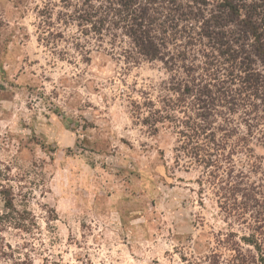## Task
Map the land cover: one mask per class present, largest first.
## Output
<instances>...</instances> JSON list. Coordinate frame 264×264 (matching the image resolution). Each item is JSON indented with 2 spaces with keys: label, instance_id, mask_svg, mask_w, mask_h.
<instances>
[{
  "label": "rangeland",
  "instance_id": "rangeland-1",
  "mask_svg": "<svg viewBox=\"0 0 264 264\" xmlns=\"http://www.w3.org/2000/svg\"><path fill=\"white\" fill-rule=\"evenodd\" d=\"M60 10L0 0V182L35 222L0 227V264H232L235 247L253 248L250 212L230 215L209 172L177 164L172 123L135 117L136 102L171 94L170 72ZM247 145H235V169L264 184V143Z\"/></svg>",
  "mask_w": 264,
  "mask_h": 264
},
{
  "label": "trees",
  "instance_id": "trees-1",
  "mask_svg": "<svg viewBox=\"0 0 264 264\" xmlns=\"http://www.w3.org/2000/svg\"><path fill=\"white\" fill-rule=\"evenodd\" d=\"M60 2L59 20L85 35L127 38V59L159 60L170 72L171 94L159 105L150 98L136 102L135 117L153 129L172 123L179 136L177 164L187 156L209 172L230 215L250 212L255 224L242 240L253 248L245 253L235 247L232 264H264V184L246 185L232 159L236 146L248 148L249 137L264 143V0ZM0 199V227L35 223L1 182Z\"/></svg>",
  "mask_w": 264,
  "mask_h": 264
}]
</instances>
